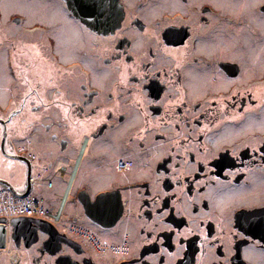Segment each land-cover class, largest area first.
Here are the masks:
<instances>
[{
	"label": "flooded vegetation",
	"instance_id": "1",
	"mask_svg": "<svg viewBox=\"0 0 264 264\" xmlns=\"http://www.w3.org/2000/svg\"><path fill=\"white\" fill-rule=\"evenodd\" d=\"M118 3L0 0V190L89 159L70 220L0 217V264H264V0Z\"/></svg>",
	"mask_w": 264,
	"mask_h": 264
},
{
	"label": "built area",
	"instance_id": "2",
	"mask_svg": "<svg viewBox=\"0 0 264 264\" xmlns=\"http://www.w3.org/2000/svg\"><path fill=\"white\" fill-rule=\"evenodd\" d=\"M86 145V140L81 143L79 155L84 151ZM29 159L33 158L32 154H27ZM130 168V162L120 159L115 164V170L117 172H124ZM66 171L65 166H59L58 172L63 175ZM76 173V167H74L68 178V184L64 192V196L61 198L59 206L56 210L46 206L45 200L42 197H35L32 195L17 197L14 196L9 191L4 189L0 190V217H37L47 219L50 222H59L61 217V212L65 198L67 196L70 185L74 179ZM39 180L38 178H33V181ZM47 187H51V182H48Z\"/></svg>",
	"mask_w": 264,
	"mask_h": 264
},
{
	"label": "water",
	"instance_id": "3",
	"mask_svg": "<svg viewBox=\"0 0 264 264\" xmlns=\"http://www.w3.org/2000/svg\"><path fill=\"white\" fill-rule=\"evenodd\" d=\"M63 1L65 2L68 10L77 19H79L89 29L97 32L99 31L106 32L112 30L113 28L119 25L122 19V10H121V6L118 3V0H103L102 6H100L99 0H63ZM14 194L17 196L25 195V194H17L15 192ZM101 198H102L101 196L98 197L96 202L93 203V205H101V201H102Z\"/></svg>",
	"mask_w": 264,
	"mask_h": 264
},
{
	"label": "rangeland",
	"instance_id": "4",
	"mask_svg": "<svg viewBox=\"0 0 264 264\" xmlns=\"http://www.w3.org/2000/svg\"><path fill=\"white\" fill-rule=\"evenodd\" d=\"M11 8H12V5L7 6V9H11ZM4 74H5V71L3 69V66H1L0 67V79ZM81 140L70 160L65 159L62 162L60 161L55 162V158L54 157L52 158L49 154L43 155V162H41L42 164L44 163L47 164L49 162H55L54 166L57 165L58 163H63L67 167V173L64 176H60L59 174L56 173L50 178L53 183V187L51 189H47L41 186L42 188L40 190H37L36 192L32 193V195L43 197L46 200L47 206L51 207L53 210L57 208L59 200L64 192L65 184L68 179V173L70 172L77 158ZM88 161L89 159L85 158V154H84V156H82L81 158L73 187H75L76 185H79V181L81 180L83 175L86 173V171H89ZM75 211H76V204L74 203V200H73V191H72V193L71 192L69 193L66 199V202L64 204V207L62 210V221L66 222L70 220L71 217L75 216Z\"/></svg>",
	"mask_w": 264,
	"mask_h": 264
},
{
	"label": "snow or ice",
	"instance_id": "5",
	"mask_svg": "<svg viewBox=\"0 0 264 264\" xmlns=\"http://www.w3.org/2000/svg\"><path fill=\"white\" fill-rule=\"evenodd\" d=\"M99 4H100V6H102L103 5V0H99ZM94 7H95V4H94Z\"/></svg>",
	"mask_w": 264,
	"mask_h": 264
}]
</instances>
